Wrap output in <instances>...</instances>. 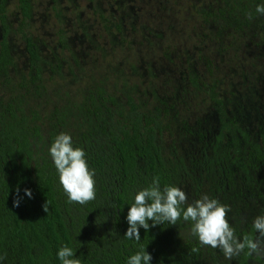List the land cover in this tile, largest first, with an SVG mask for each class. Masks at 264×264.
<instances>
[{
  "label": "trees",
  "instance_id": "1",
  "mask_svg": "<svg viewBox=\"0 0 264 264\" xmlns=\"http://www.w3.org/2000/svg\"><path fill=\"white\" fill-rule=\"evenodd\" d=\"M258 4L264 0H210L202 13L205 31L213 42L244 35L263 41L264 15L255 12ZM6 5L7 0H0V78L4 81L12 67ZM15 7L31 78L39 82V58L26 30L30 0H15ZM29 98L27 89L3 101L0 98V255L6 254L0 264H62L57 253L65 245L74 249L73 258L81 264H127L141 246L151 254L150 264H250L247 249L229 261L219 249L202 246L190 234L191 222L182 218L176 225L165 222L147 232L140 228L138 242L124 236L135 194L155 177L161 190L177 186L180 179L178 168L163 158L157 115L144 114L130 98L121 103L101 89L87 96L74 114L70 133L73 147L84 150L89 168L95 171L96 198L81 205L69 202L60 185L48 151L54 137L49 135L45 145L35 114L27 117L24 112ZM210 100L217 131L199 167L215 192L211 198L229 203L227 218L237 237L254 238L252 224L240 226L238 212H231L242 190H264V130L251 135L236 118L227 116L216 95L211 94ZM17 189L20 204L13 207ZM25 189L31 190V198Z\"/></svg>",
  "mask_w": 264,
  "mask_h": 264
},
{
  "label": "rangeland",
  "instance_id": "2",
  "mask_svg": "<svg viewBox=\"0 0 264 264\" xmlns=\"http://www.w3.org/2000/svg\"><path fill=\"white\" fill-rule=\"evenodd\" d=\"M27 32L40 81H33L19 32L15 0H7V45L12 67L0 78V98L29 90L24 112L49 135L70 134L74 114L101 89L144 114L157 115L163 158L180 175L191 203L215 196L199 167L217 131L210 95L251 135L264 130V40L227 37L213 42L202 13L210 0H30ZM230 34V33H229ZM231 35V34H230ZM234 201L240 226L264 215V190H242ZM259 193L260 195H257ZM229 205V203H226ZM229 214V213H228ZM255 235L258 233L255 232ZM250 264H264L252 256Z\"/></svg>",
  "mask_w": 264,
  "mask_h": 264
},
{
  "label": "clouds",
  "instance_id": "3",
  "mask_svg": "<svg viewBox=\"0 0 264 264\" xmlns=\"http://www.w3.org/2000/svg\"><path fill=\"white\" fill-rule=\"evenodd\" d=\"M255 12L264 15V4H258ZM252 19V14H248ZM49 154L59 174V182L68 196L69 202L84 205L96 198L95 171L89 168L82 148L73 147L70 134L61 132L51 143ZM19 189L17 198L13 200V207L20 204ZM29 198L32 192L24 190ZM48 212L47 201L43 205ZM229 205L221 204L218 200L202 195L193 202H188L187 193L177 186H166L161 190L159 178H153L152 184L138 191L134 203L129 207L126 220L128 228L124 234L127 239L140 241L139 229L145 232L150 227L167 222L176 225L181 218L191 222L190 234L198 238L202 246H210L222 251L225 259L232 260L247 249L248 256L264 259V215H258L252 222V227L258 235L255 237H237L235 229L228 221ZM151 221V225L149 224ZM74 249L62 246L57 256L62 264H81L79 258L74 257ZM6 259V254L0 255V261ZM152 256L141 246L140 250L128 258L127 264H150Z\"/></svg>",
  "mask_w": 264,
  "mask_h": 264
}]
</instances>
